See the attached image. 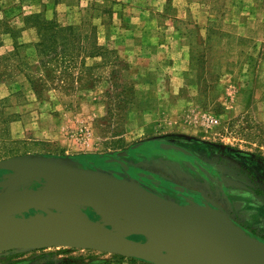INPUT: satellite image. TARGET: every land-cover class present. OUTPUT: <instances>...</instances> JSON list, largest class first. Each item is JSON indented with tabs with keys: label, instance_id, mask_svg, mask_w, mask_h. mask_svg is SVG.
Instances as JSON below:
<instances>
[{
	"label": "rangeland",
	"instance_id": "obj_1",
	"mask_svg": "<svg viewBox=\"0 0 264 264\" xmlns=\"http://www.w3.org/2000/svg\"><path fill=\"white\" fill-rule=\"evenodd\" d=\"M32 15L78 27L87 49L96 42L103 55L75 59L81 71L95 65L83 73L94 87L65 89L56 81L35 93L28 79V67L39 62ZM0 42L7 55L23 44L18 58L0 65L9 75L0 84V99L8 98L0 115L13 114L0 155L135 181L181 205L221 213L264 243V0H0ZM10 175L0 170V192ZM82 251L13 250L0 253V264L125 257Z\"/></svg>",
	"mask_w": 264,
	"mask_h": 264
},
{
	"label": "water",
	"instance_id": "obj_2",
	"mask_svg": "<svg viewBox=\"0 0 264 264\" xmlns=\"http://www.w3.org/2000/svg\"><path fill=\"white\" fill-rule=\"evenodd\" d=\"M0 170L11 173L6 180L10 185L0 195V226L11 218L21 225V229L15 232L0 228V253L68 247L102 251L153 264H207L176 260L173 255L196 242L200 233H215L222 241L229 264H264L252 246V241L257 239L227 216L198 206L181 205L135 181L106 173L104 181L92 185L85 177L90 169L42 160L34 155L2 159ZM56 180L64 181L70 193L50 189L49 182ZM110 184L114 186L104 191ZM124 199L140 201L156 209L163 221L157 234L150 233L127 213ZM100 205L120 214L126 224L133 227L130 234L143 235L147 241L121 235L102 219L92 217L86 211L87 208L98 211ZM44 208L53 212L69 210L81 223L77 226L36 224L27 217L32 210Z\"/></svg>",
	"mask_w": 264,
	"mask_h": 264
},
{
	"label": "trees",
	"instance_id": "obj_3",
	"mask_svg": "<svg viewBox=\"0 0 264 264\" xmlns=\"http://www.w3.org/2000/svg\"><path fill=\"white\" fill-rule=\"evenodd\" d=\"M27 23H31L38 28L39 41L36 43L38 50L39 62L35 65H31L28 69L31 71L28 73V79L30 81L32 89L37 95H40L41 90L49 87V83L61 84L60 86L65 89L75 88V84H79V87L91 88L95 86V79L91 78L84 83L83 73H89L94 68L93 66H81L82 71L78 69V65L75 59L80 56L81 53L87 56H100L103 55L98 50L96 42L90 41V48L87 49L83 46L81 39L83 35L79 31L78 27L74 26H60L54 19H45L40 15H32L27 19ZM13 31H6L15 36ZM3 44L0 42V47ZM21 43L15 44V51L11 54L0 53V65L7 63L11 58L16 59L19 57L18 48L22 46ZM81 71V75L75 76V71ZM9 75L5 72L0 73V84L7 83ZM67 80V81H66ZM69 80V82H68ZM68 82L67 86L64 83ZM116 99L115 97H111ZM7 97L0 99V104L6 103ZM13 120V114L0 115V138L7 141L6 132L9 127V123ZM14 155L9 152H5L0 155V158H6Z\"/></svg>",
	"mask_w": 264,
	"mask_h": 264
},
{
	"label": "bare ground",
	"instance_id": "obj_4",
	"mask_svg": "<svg viewBox=\"0 0 264 264\" xmlns=\"http://www.w3.org/2000/svg\"><path fill=\"white\" fill-rule=\"evenodd\" d=\"M85 177L92 185H96L104 181V179L107 178V175L104 172H97L90 169V171L85 174ZM113 186V184L108 185L104 191L111 189ZM49 187L52 190L63 193H70L71 191L62 180L50 181ZM1 193L2 192H0V195ZM123 204L126 207L127 213L136 218L141 223L143 228L154 235L158 233V230H160L163 225V221L154 207L140 201L130 199H124ZM98 213L106 224L109 226L112 225L113 227H111L121 235L127 236L126 233L131 232L133 229V227L126 224L120 214L115 213L110 207L100 205L98 207ZM31 221L36 224L72 226H77L81 223L80 219L69 210L55 211L53 213L50 212V215L47 217L41 216L38 220ZM0 228L8 232H15L21 229V225L15 218H11L10 220L4 222ZM252 246L260 258L264 261V244L255 240L252 241ZM173 256L176 260H189L195 263L229 264L228 256L222 247V241L215 233H200L196 242L190 244L186 248L178 250Z\"/></svg>",
	"mask_w": 264,
	"mask_h": 264
},
{
	"label": "crops",
	"instance_id": "obj_5",
	"mask_svg": "<svg viewBox=\"0 0 264 264\" xmlns=\"http://www.w3.org/2000/svg\"><path fill=\"white\" fill-rule=\"evenodd\" d=\"M82 252L88 251L89 249H81ZM88 252H95L89 250ZM83 254V253H81ZM85 257L80 260V262L76 264H135L130 259H127V257L124 258H115L111 255H100L98 253H84ZM138 264V263H137ZM140 264V263H139Z\"/></svg>",
	"mask_w": 264,
	"mask_h": 264
},
{
	"label": "flooded vegetation",
	"instance_id": "obj_6",
	"mask_svg": "<svg viewBox=\"0 0 264 264\" xmlns=\"http://www.w3.org/2000/svg\"><path fill=\"white\" fill-rule=\"evenodd\" d=\"M33 211V210H32ZM91 216V215H90Z\"/></svg>",
	"mask_w": 264,
	"mask_h": 264
}]
</instances>
